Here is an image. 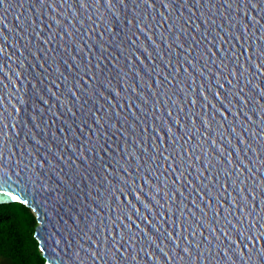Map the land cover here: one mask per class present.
<instances>
[{"label": "water", "instance_id": "95a60500", "mask_svg": "<svg viewBox=\"0 0 264 264\" xmlns=\"http://www.w3.org/2000/svg\"><path fill=\"white\" fill-rule=\"evenodd\" d=\"M81 3L0 0V189L36 213L48 264H247L264 0Z\"/></svg>", "mask_w": 264, "mask_h": 264}, {"label": "snow or ice", "instance_id": "6c2138e0", "mask_svg": "<svg viewBox=\"0 0 264 264\" xmlns=\"http://www.w3.org/2000/svg\"><path fill=\"white\" fill-rule=\"evenodd\" d=\"M108 2H109V7H112L111 0H108ZM148 3H149V7L154 6L152 3V0H148ZM252 5H253V8L259 9L260 0H252ZM81 6L86 8L87 0H82ZM164 6L170 7V4H165ZM261 18L264 19V14L261 15ZM253 19H256V18L253 17ZM3 51L4 50L0 48V52H3ZM251 55H252L251 52H249V59H251ZM256 55H257V59L264 57V50H262L259 46L256 49ZM256 68L258 69L260 73H264V65L257 63ZM0 73L4 74L3 68H0ZM16 77L19 78V73H16ZM255 87L261 90V95H264V89H261L260 83H257ZM202 94L205 95V99L211 101V98L208 97L205 93H202ZM216 95L220 96V93L217 92ZM226 98L227 97H222V99H226ZM193 103H196V101L193 100ZM4 127L5 126L3 125V122L0 121V141L3 140ZM169 131L171 132L173 130L170 129ZM157 147H159V145H157ZM101 151H103L102 148H101ZM148 183H150V181H148ZM261 187H264V182L261 183ZM121 191L123 192L124 190L121 189ZM241 191H243V189H241ZM130 193L135 194L138 199L143 200V196L141 195L139 191H137L135 187L131 188ZM3 197H7L9 198L10 201H14L17 203L21 202L20 195H13L11 192H4L2 189H0V199H2ZM125 198H128V195H126ZM235 202L236 201L234 198L233 203ZM23 203L27 204L28 201L24 200ZM131 203L132 201L129 199V204ZM149 207H151V205H149ZM9 208H10L9 205L0 203V228L3 227L2 219H3L5 212L9 210ZM15 211L19 215H23V212L21 209H15ZM262 219H264V208H262L261 214H259L255 220H252L249 222L248 227L241 229L239 228V226H237V231L240 233V236L236 238V243L239 246L240 241L242 239L244 241V246L243 248L238 247V251L236 254L244 256L247 261V264H264V223H261L259 228L256 227V224L260 222ZM184 251L188 252V249L185 248ZM149 255H151V253H149ZM168 259L171 260V257H169ZM24 264H48V262L45 261L43 257H41L40 261L33 260L29 262H24Z\"/></svg>", "mask_w": 264, "mask_h": 264}, {"label": "trees", "instance_id": "16d2710c", "mask_svg": "<svg viewBox=\"0 0 264 264\" xmlns=\"http://www.w3.org/2000/svg\"><path fill=\"white\" fill-rule=\"evenodd\" d=\"M2 204L10 208L5 212L3 227L0 228V256L7 258L11 264L40 261L41 257L46 261L35 236L38 220L32 208L23 201ZM15 209H21L23 215H19Z\"/></svg>", "mask_w": 264, "mask_h": 264}, {"label": "rangeland", "instance_id": "374dc122", "mask_svg": "<svg viewBox=\"0 0 264 264\" xmlns=\"http://www.w3.org/2000/svg\"><path fill=\"white\" fill-rule=\"evenodd\" d=\"M34 212V211H33ZM35 213V212H34ZM36 214V213H35ZM41 249V248H40ZM42 251V250H41ZM0 264H11L7 258L0 256Z\"/></svg>", "mask_w": 264, "mask_h": 264}]
</instances>
